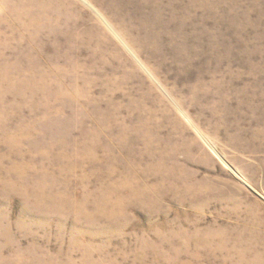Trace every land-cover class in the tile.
Returning a JSON list of instances; mask_svg holds the SVG:
<instances>
[{
	"label": "rangeland",
	"instance_id": "374dc122",
	"mask_svg": "<svg viewBox=\"0 0 264 264\" xmlns=\"http://www.w3.org/2000/svg\"><path fill=\"white\" fill-rule=\"evenodd\" d=\"M256 256L264 0H0V264Z\"/></svg>",
	"mask_w": 264,
	"mask_h": 264
},
{
	"label": "bare ground",
	"instance_id": "6f19581e",
	"mask_svg": "<svg viewBox=\"0 0 264 264\" xmlns=\"http://www.w3.org/2000/svg\"><path fill=\"white\" fill-rule=\"evenodd\" d=\"M10 11H11V14H14V13H15V10H13V9H10ZM44 17H45V16H44ZM44 17H43V16L41 17V16H39V15L36 14L35 17H31V18H30V20H33V21L31 22V24H36V23L40 22V20H47V19H45ZM85 133H86V132H85ZM95 137H96V136H95ZM92 138H93V137H92ZM206 243H207L206 245L209 244L208 241H207ZM206 245H205V246H206ZM196 246H198V241H196ZM219 248H220V249H228V248L225 246L224 243H220V244H219ZM184 250H185V249H184ZM195 250H196V249H195ZM229 250H230L231 253L238 255L240 258L245 257V254H244V253H246V252L240 250L236 245L231 246V247L229 248ZM176 256H177V255H176ZM248 264H264V259H263L262 257H258V256H256V257H254L253 260H251Z\"/></svg>",
	"mask_w": 264,
	"mask_h": 264
}]
</instances>
